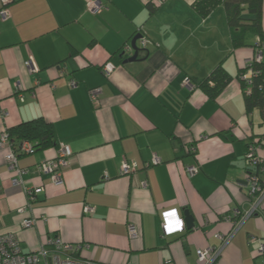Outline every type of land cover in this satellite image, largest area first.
Wrapping results in <instances>:
<instances>
[{"label":"crops","instance_id":"obj_1","mask_svg":"<svg viewBox=\"0 0 264 264\" xmlns=\"http://www.w3.org/2000/svg\"><path fill=\"white\" fill-rule=\"evenodd\" d=\"M95 2L103 7L93 10ZM193 4L8 5L9 17L0 16V136L43 118L73 155L59 185L38 170L58 156L59 146L19 156L25 187L43 190L31 201L24 188L12 185L10 146L0 148V237L15 234L28 254L58 236L81 244L78 256L99 264H204L197 251L220 248L230 238L213 264H264V197L240 225L235 216L256 201L245 181V155L248 143L264 135V124L257 109L247 113L239 76L258 38L249 33L247 45L234 49L224 7L202 16ZM262 25L264 31V0ZM136 36L137 47L147 50L144 59L125 63L135 53ZM108 64L113 69L106 75ZM219 65L230 80L214 97L197 84ZM98 88L94 102L90 92ZM259 154L264 162V143ZM123 162L136 163L137 172L122 174ZM85 206L94 212L85 214ZM169 210L185 229L165 236L163 213ZM186 210L195 220L191 229ZM28 217L35 225L24 228ZM130 225L138 228L135 239Z\"/></svg>","mask_w":264,"mask_h":264},{"label":"built area","instance_id":"obj_2","mask_svg":"<svg viewBox=\"0 0 264 264\" xmlns=\"http://www.w3.org/2000/svg\"><path fill=\"white\" fill-rule=\"evenodd\" d=\"M13 0H0V16L3 20L9 17L8 5ZM162 3L163 0H158ZM93 10H99L103 7L101 3L95 2L92 4ZM143 46L147 45L146 41L142 42ZM264 58V43H257L255 50V55L248 63L253 64L254 62H261ZM27 67L30 68L31 72H34V66L32 67V62L26 63ZM112 65L108 64L104 68L106 75L112 72ZM254 77L253 69L245 72L242 75L243 80L251 84L252 78ZM190 82L188 81V85ZM72 86L76 83L71 82ZM101 89L91 90L90 95L94 102L99 100L101 95ZM259 140L255 139L250 146L247 154L246 161L249 166L256 167L257 165L263 164V159L259 154ZM258 144V145H257ZM10 146L11 150L7 154L6 159L9 166V170L15 175L12 179V185L15 187H21L26 190L29 200H35L37 195H39L43 190L41 188H26L22 180V170L19 168V156L23 154L32 153L35 149L31 142L24 141L20 146L13 147L9 138V133L4 132L0 136V148L5 146ZM73 155L72 149L68 145H60L58 150V156L50 161H43L38 165V170L42 173L49 174L54 183L57 185L63 182V170L69 166V160ZM158 163V160H155ZM194 168H190L189 171H193ZM137 172V164L130 162H123L121 166V173L124 175H132ZM263 169L258 172L252 170L245 172V181L249 185V194L254 199H256L254 206H252L250 211L247 212H235V216L239 218L236 225H240L243 221L253 216L257 207L264 197V181L261 179V174ZM143 187H147V182H141ZM28 207L19 210L21 215L27 214ZM94 208L91 206H85L84 213L92 214ZM24 228H31L35 225L34 219L25 218L23 220ZM129 234L131 238L135 239L138 237V228L134 225L129 226ZM185 229V224L183 219L179 218L176 210H169L163 213L162 230L165 236H170L177 232H182ZM224 240L223 245L220 248H207L197 251V256L199 261L204 264H213L214 261L222 254L228 240ZM49 247L41 246L38 252L35 253H24L20 247V241L15 234H8L0 237V264H99L92 260H86L78 256L81 252V244H70L62 240V238L55 236L51 237L48 241ZM264 250V246L262 247Z\"/></svg>","mask_w":264,"mask_h":264},{"label":"trees","instance_id":"obj_3","mask_svg":"<svg viewBox=\"0 0 264 264\" xmlns=\"http://www.w3.org/2000/svg\"><path fill=\"white\" fill-rule=\"evenodd\" d=\"M193 6L202 16L209 15L211 11L218 7H224L231 29L232 46L234 49L247 45L246 36L249 33L258 38L254 46L255 50L257 43H264L262 25L263 0H194ZM250 69H253L254 73L251 84L242 78V75ZM239 77L244 90L247 113L250 114L257 109L264 124V58L261 62L247 63ZM229 80L230 75L222 65H219L207 79L199 82L197 85L215 97L226 86ZM8 133L13 147L20 146L24 141L31 142L35 150L59 146L53 126L43 118L23 122L17 127L10 129ZM255 139L259 140L258 144L261 148L264 143V135L258 136ZM255 139L253 138V141ZM253 141L248 143L247 152ZM263 164L256 167L247 164L246 170L258 172L263 169L264 171Z\"/></svg>","mask_w":264,"mask_h":264},{"label":"water","instance_id":"obj_4","mask_svg":"<svg viewBox=\"0 0 264 264\" xmlns=\"http://www.w3.org/2000/svg\"><path fill=\"white\" fill-rule=\"evenodd\" d=\"M138 39V36H136L133 41H132V45H133V48H134V51L135 53L133 54L132 57L128 58L125 63H134V62H140L142 61L144 58H141L140 57V54L143 52V51H147L145 49H140L137 47L136 45V41ZM184 216H185V223H186V227L188 229H191L193 227H195V220H194V217L192 216V214L186 210L184 211Z\"/></svg>","mask_w":264,"mask_h":264},{"label":"rangeland","instance_id":"obj_5","mask_svg":"<svg viewBox=\"0 0 264 264\" xmlns=\"http://www.w3.org/2000/svg\"><path fill=\"white\" fill-rule=\"evenodd\" d=\"M189 85H191V84H189Z\"/></svg>","mask_w":264,"mask_h":264}]
</instances>
